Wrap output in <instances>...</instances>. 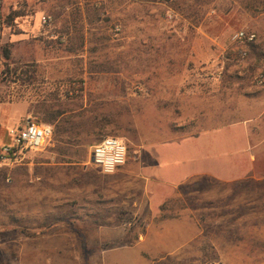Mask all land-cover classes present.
Returning <instances> with one entry per match:
<instances>
[{
    "label": "rangeland",
    "instance_id": "obj_1",
    "mask_svg": "<svg viewBox=\"0 0 264 264\" xmlns=\"http://www.w3.org/2000/svg\"><path fill=\"white\" fill-rule=\"evenodd\" d=\"M2 14L0 149L28 116L53 136L0 170V264H264V0H3ZM235 30L256 34L245 59ZM196 57L224 90L209 96L208 176L173 186L184 150L160 171L149 149L137 161L135 109ZM106 136L128 150L109 176L89 160Z\"/></svg>",
    "mask_w": 264,
    "mask_h": 264
},
{
    "label": "crops",
    "instance_id": "obj_2",
    "mask_svg": "<svg viewBox=\"0 0 264 264\" xmlns=\"http://www.w3.org/2000/svg\"><path fill=\"white\" fill-rule=\"evenodd\" d=\"M201 46L200 43L195 45L196 49ZM190 61V69L169 78L164 84L162 82L156 96L148 100L139 99L140 104L135 109L137 161L145 155L144 151L149 149L144 161L152 162L156 170L160 171L170 166L171 153L177 155L184 150V160L181 162L179 158L176 168L165 177L175 178L184 167L186 173L182 174L183 179L176 184L164 179L161 181L164 185L180 186L190 180L208 176L203 162L207 159L208 151V143L206 144L204 139L209 131V96L212 92H222L224 88L218 82H210L204 66L207 62L201 57L192 58ZM248 89L246 87L245 91ZM218 99L219 96L214 112L218 109L224 111L225 105ZM240 103L245 110L249 100L245 97ZM133 110L132 108L131 113ZM169 197L171 196L165 197L162 202Z\"/></svg>",
    "mask_w": 264,
    "mask_h": 264
},
{
    "label": "built area",
    "instance_id": "obj_3",
    "mask_svg": "<svg viewBox=\"0 0 264 264\" xmlns=\"http://www.w3.org/2000/svg\"><path fill=\"white\" fill-rule=\"evenodd\" d=\"M3 0H0V36L4 28V16L2 14ZM43 25L50 23V17L42 16ZM257 40L254 32L235 30L230 42L234 52L241 59L248 56V46L255 44ZM1 47V44H0ZM256 87H264V67L257 71L253 77ZM11 143L0 149V170L17 165L28 151H38L44 148L53 136L50 125L41 124L33 117H25L16 127L9 131ZM128 150L126 145L116 137L106 136L101 138L92 148L89 154L90 164L102 175H113L121 170L127 162Z\"/></svg>",
    "mask_w": 264,
    "mask_h": 264
},
{
    "label": "trees",
    "instance_id": "obj_4",
    "mask_svg": "<svg viewBox=\"0 0 264 264\" xmlns=\"http://www.w3.org/2000/svg\"><path fill=\"white\" fill-rule=\"evenodd\" d=\"M10 22H12V18H11V17H7V19H6V24L9 25ZM252 45H253V44H251V46H252ZM3 53H4V57H5V59H8V58H9V51H8L6 48H4V52H3ZM58 115H59V112H57L56 114H54V115H53V118H57ZM92 120H94L93 122L96 123L95 121H96V120L98 121V118H95V117H94ZM48 121H49V120H48ZM44 122H46V121H44ZM94 130H95V132L99 133L98 131H101V128L95 124V128H94ZM22 233H23L24 235H26V236H30V235H31V234H29V233H27V232H25V231H23Z\"/></svg>",
    "mask_w": 264,
    "mask_h": 264
}]
</instances>
